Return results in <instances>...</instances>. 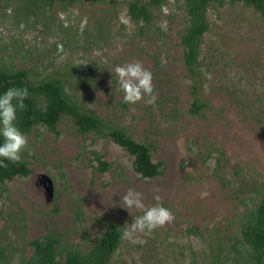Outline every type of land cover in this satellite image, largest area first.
Listing matches in <instances>:
<instances>
[{
    "label": "rangeland",
    "instance_id": "374dc122",
    "mask_svg": "<svg viewBox=\"0 0 264 264\" xmlns=\"http://www.w3.org/2000/svg\"><path fill=\"white\" fill-rule=\"evenodd\" d=\"M128 1H75L70 8L76 17L62 37L67 45L60 46L61 2L29 18L22 13L19 24L0 13V62L42 75L64 71L91 109L150 143L154 161L165 164L162 174L144 178L134 156L111 137L79 134L68 118L59 124L58 137L43 126L33 130L22 153L31 174L0 184L2 264L30 256V241L48 231L85 251L109 226L124 230L142 214L121 205L129 188L143 194L146 206L170 209L175 220L141 235L145 243L123 240L109 264H212L223 252L219 246L241 238L238 221L264 195V16L242 3L210 8L211 27L193 74L184 63L181 3L169 1L161 24L154 18L143 33L142 23L129 17ZM105 10L113 32L91 44L93 37L78 30L92 26L91 17ZM136 61L153 74L154 106L123 100L115 67ZM77 66L81 73L70 74ZM194 87L205 104L199 112L191 111ZM93 149L105 155L109 170L95 168ZM41 174L53 181L49 194L38 185ZM216 260L224 263L220 256ZM242 263L241 256L228 262Z\"/></svg>",
    "mask_w": 264,
    "mask_h": 264
},
{
    "label": "trees",
    "instance_id": "16d2710c",
    "mask_svg": "<svg viewBox=\"0 0 264 264\" xmlns=\"http://www.w3.org/2000/svg\"><path fill=\"white\" fill-rule=\"evenodd\" d=\"M56 1L61 2L60 12L64 13V21H62L64 29L59 23L56 45H67L62 37L68 33L66 29L72 25L68 21L76 17L70 7L77 0H0V13L13 17L19 24V22L23 23L22 13L29 18L30 15H37V12L45 11L47 8L50 11ZM169 1L181 3L186 11L184 18L186 23L182 29L181 39L184 46V63L193 74L199 66L203 37L211 27L210 8L216 9L226 3L233 5L242 3L264 16V0H129V17L133 22L142 23L139 28L144 33L143 28L154 18L157 19L158 25L159 19L164 15L163 11L168 10ZM91 20H93L92 26L87 24L78 30L81 37L92 36L91 44L107 40L114 27L108 10L92 16ZM4 33L5 30L1 29L0 39L4 38ZM78 70L81 73L80 66L70 68L69 72L75 76ZM64 73L56 70L42 75L36 68H16L8 62H0V94L11 87H27L30 93L25 100L26 108L18 109L17 125L21 131L28 135L43 126L58 137L61 133L59 124L64 118H68L79 134L96 133L98 136L111 137L134 156V168L142 177L152 178L162 174L165 164L163 161H154L152 145L134 139L125 126L112 123L103 118L97 110L91 109L83 99V95L74 93L73 82L69 83L70 79ZM196 91L194 87L195 96L191 109L193 112H199L205 106ZM2 142L3 138L0 137V143ZM91 153L98 161L96 169L101 172L109 170L111 164L103 153L96 149L91 150ZM4 162L8 167H0L1 185L7 180H12L16 176H26L32 171L28 160L24 157L19 164ZM238 224L242 226L241 238H237L232 245L219 246L223 252L215 254L211 260L212 264H217L218 256L222 258L223 264H228L235 256H241L242 264H264V195L258 199L253 208L243 213ZM122 232L121 228L111 225L88 250L81 251L72 244H66L60 233L48 231L44 236L30 241L29 244L34 248L32 254L27 257L21 254L20 262L15 264H109L123 241ZM3 256H5L4 248L0 247V264L4 262L1 259Z\"/></svg>",
    "mask_w": 264,
    "mask_h": 264
},
{
    "label": "clouds",
    "instance_id": "9594fccd",
    "mask_svg": "<svg viewBox=\"0 0 264 264\" xmlns=\"http://www.w3.org/2000/svg\"><path fill=\"white\" fill-rule=\"evenodd\" d=\"M115 73L124 93L125 103L134 105L143 100L149 105L156 104L157 95L155 94L153 74L141 62L117 65ZM29 95L27 87H11L0 94V137L3 138V142L0 143V158H2L0 167H8L4 161L13 164L21 163L22 153L29 149V138L17 125L18 109L26 108L25 100ZM154 199L159 202L161 197L156 195ZM121 201V205L131 214H133V209L142 213L134 216L132 223L124 228L121 235L123 240L132 243H145L146 241L140 239L141 235L151 234L157 228L165 227L175 220L171 210L160 203L150 207L146 206L143 194L133 188L126 191L121 197Z\"/></svg>",
    "mask_w": 264,
    "mask_h": 264
},
{
    "label": "flooded vegetation",
    "instance_id": "af4514ba",
    "mask_svg": "<svg viewBox=\"0 0 264 264\" xmlns=\"http://www.w3.org/2000/svg\"><path fill=\"white\" fill-rule=\"evenodd\" d=\"M31 172H30V174H31ZM28 175H26V176H28ZM38 185H43V186L47 187L48 188V191H47L48 194L52 192V188L51 187L53 186V181L50 180V178H48L46 174H41V176H39V178H38Z\"/></svg>",
    "mask_w": 264,
    "mask_h": 264
},
{
    "label": "water",
    "instance_id": "95a60500",
    "mask_svg": "<svg viewBox=\"0 0 264 264\" xmlns=\"http://www.w3.org/2000/svg\"><path fill=\"white\" fill-rule=\"evenodd\" d=\"M51 191V190H50Z\"/></svg>",
    "mask_w": 264,
    "mask_h": 264
}]
</instances>
